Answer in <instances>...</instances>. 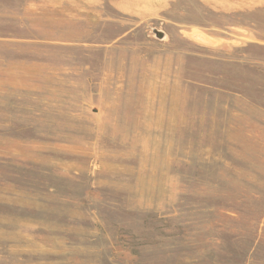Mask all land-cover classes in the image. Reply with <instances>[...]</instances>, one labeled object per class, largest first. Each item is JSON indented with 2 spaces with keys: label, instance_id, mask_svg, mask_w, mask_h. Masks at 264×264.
I'll use <instances>...</instances> for the list:
<instances>
[{
  "label": "rangeland",
  "instance_id": "374dc122",
  "mask_svg": "<svg viewBox=\"0 0 264 264\" xmlns=\"http://www.w3.org/2000/svg\"><path fill=\"white\" fill-rule=\"evenodd\" d=\"M0 264H264V0H0Z\"/></svg>",
  "mask_w": 264,
  "mask_h": 264
},
{
  "label": "water",
  "instance_id": "95a60500",
  "mask_svg": "<svg viewBox=\"0 0 264 264\" xmlns=\"http://www.w3.org/2000/svg\"><path fill=\"white\" fill-rule=\"evenodd\" d=\"M156 33H157L158 37H160V38H162L164 36L163 32L157 31Z\"/></svg>",
  "mask_w": 264,
  "mask_h": 264
}]
</instances>
